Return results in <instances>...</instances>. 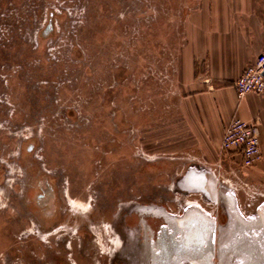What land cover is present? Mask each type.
<instances>
[{
	"label": "rangeland",
	"instance_id": "374dc122",
	"mask_svg": "<svg viewBox=\"0 0 264 264\" xmlns=\"http://www.w3.org/2000/svg\"><path fill=\"white\" fill-rule=\"evenodd\" d=\"M210 7L0 0V264H264L262 159L205 155L181 84Z\"/></svg>",
	"mask_w": 264,
	"mask_h": 264
},
{
	"label": "crops",
	"instance_id": "0c3cea01",
	"mask_svg": "<svg viewBox=\"0 0 264 264\" xmlns=\"http://www.w3.org/2000/svg\"><path fill=\"white\" fill-rule=\"evenodd\" d=\"M208 4L213 6L210 13L201 8L189 20V43L180 61L185 101L196 104L194 116L199 110L202 118L209 117L199 121V131L195 129L196 144L205 155H211L210 149L220 148L225 128L234 116L243 120L259 116L260 163L264 164V94L239 98L233 87L264 46V3L208 0ZM233 158L240 164L238 156Z\"/></svg>",
	"mask_w": 264,
	"mask_h": 264
},
{
	"label": "built area",
	"instance_id": "2783aa9c",
	"mask_svg": "<svg viewBox=\"0 0 264 264\" xmlns=\"http://www.w3.org/2000/svg\"><path fill=\"white\" fill-rule=\"evenodd\" d=\"M233 87L241 98L249 92L264 93V48L235 80ZM260 136L259 119L247 122L240 117H233L225 128L220 151L238 156L241 166L251 167L263 157ZM232 161L236 162L234 158Z\"/></svg>",
	"mask_w": 264,
	"mask_h": 264
},
{
	"label": "water",
	"instance_id": "95a60500",
	"mask_svg": "<svg viewBox=\"0 0 264 264\" xmlns=\"http://www.w3.org/2000/svg\"><path fill=\"white\" fill-rule=\"evenodd\" d=\"M209 176L211 175V173L210 174H208ZM213 176L211 175V178H212ZM200 180H198V182H199ZM212 183H214V180H212ZM199 188H201V189H203V190H205V191H207L208 193H209V195L211 196V197H215V195H216V188H215V186H201V187H199ZM207 233V231H203V233ZM206 252V253H205ZM212 252H213V250L212 249H210V250H207V249H205V248H201V251H200V259H202V260H204V258H206V257H210V256H212ZM187 255V254H186ZM199 257H198V259H199ZM199 259V260H200Z\"/></svg>",
	"mask_w": 264,
	"mask_h": 264
},
{
	"label": "flooded vegetation",
	"instance_id": "af4514ba",
	"mask_svg": "<svg viewBox=\"0 0 264 264\" xmlns=\"http://www.w3.org/2000/svg\"><path fill=\"white\" fill-rule=\"evenodd\" d=\"M174 253V252H173ZM214 253V249H213V252H212V254ZM182 256H184V255H180V256H178L177 258H175V257H173V254H172V256H171V258H173L174 259V261H177L179 258H181ZM167 258H164V261H163V263L162 264H168L167 263Z\"/></svg>",
	"mask_w": 264,
	"mask_h": 264
}]
</instances>
